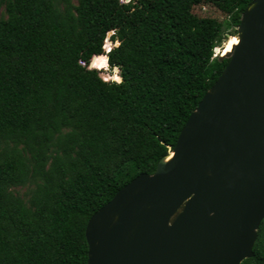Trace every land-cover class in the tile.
I'll return each instance as SVG.
<instances>
[{"label":"trees","instance_id":"1","mask_svg":"<svg viewBox=\"0 0 264 264\" xmlns=\"http://www.w3.org/2000/svg\"><path fill=\"white\" fill-rule=\"evenodd\" d=\"M204 1L226 19L197 0H0V264L87 263L89 218L174 148L252 2ZM240 264H264V219Z\"/></svg>","mask_w":264,"mask_h":264},{"label":"water","instance_id":"2","mask_svg":"<svg viewBox=\"0 0 264 264\" xmlns=\"http://www.w3.org/2000/svg\"><path fill=\"white\" fill-rule=\"evenodd\" d=\"M230 37L237 44L220 57L227 64L174 148L154 173L136 176L89 218L86 264L252 257L264 219V0H252Z\"/></svg>","mask_w":264,"mask_h":264},{"label":"rangeland","instance_id":"3","mask_svg":"<svg viewBox=\"0 0 264 264\" xmlns=\"http://www.w3.org/2000/svg\"><path fill=\"white\" fill-rule=\"evenodd\" d=\"M124 1H128V0H124ZM71 2L73 4H75L76 0H71ZM191 13H192V15H194L195 17H198V18H212V19H216L220 22H222L223 20L226 19V16L223 13H221L217 8H215L211 4H208L204 0H197V3L195 5H193L191 8ZM226 41H228V40H226ZM225 42L222 43L221 46L217 47V49L221 50L223 48ZM109 43H110V47H113L117 44V42H115V43L109 42ZM213 54L215 56L218 53H216L214 51ZM99 70L101 71L100 75L104 80H113V81L118 82V80H114V77H113L114 71L110 72L108 66H106L104 69H99ZM31 189H33V186L28 184V185H25L23 187L13 188V189H11V191H13L15 194H17L18 196H20L24 200H27L28 192Z\"/></svg>","mask_w":264,"mask_h":264},{"label":"bare ground","instance_id":"4","mask_svg":"<svg viewBox=\"0 0 264 264\" xmlns=\"http://www.w3.org/2000/svg\"><path fill=\"white\" fill-rule=\"evenodd\" d=\"M227 44L230 45V46H233V45L237 44V38L236 37L229 38L228 41H227ZM170 157H171V155L166 157L165 161L169 160Z\"/></svg>","mask_w":264,"mask_h":264}]
</instances>
